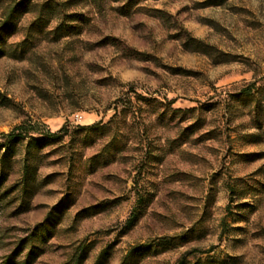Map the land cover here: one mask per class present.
Here are the masks:
<instances>
[{
	"label": "rangeland",
	"instance_id": "374dc122",
	"mask_svg": "<svg viewBox=\"0 0 264 264\" xmlns=\"http://www.w3.org/2000/svg\"><path fill=\"white\" fill-rule=\"evenodd\" d=\"M0 182V264H264V0H0Z\"/></svg>",
	"mask_w": 264,
	"mask_h": 264
},
{
	"label": "trees",
	"instance_id": "16d2710c",
	"mask_svg": "<svg viewBox=\"0 0 264 264\" xmlns=\"http://www.w3.org/2000/svg\"><path fill=\"white\" fill-rule=\"evenodd\" d=\"M9 17V16H8ZM20 128H16L13 132L9 133V134H5V138H7V141L9 144H13L14 142L18 141V138L20 137L21 134L17 133V131L19 130ZM3 177L4 174H1ZM0 185H1V182H0ZM32 253V252H31ZM32 255V254H31ZM100 263V258L98 259V261L96 262V264H99ZM5 263L6 264H11V260L10 258H7L5 260Z\"/></svg>",
	"mask_w": 264,
	"mask_h": 264
}]
</instances>
